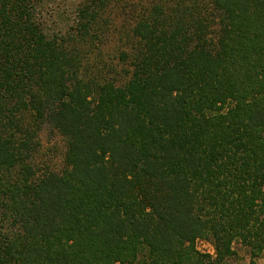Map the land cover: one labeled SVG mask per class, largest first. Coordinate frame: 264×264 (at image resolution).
<instances>
[{
	"label": "trees",
	"instance_id": "1",
	"mask_svg": "<svg viewBox=\"0 0 264 264\" xmlns=\"http://www.w3.org/2000/svg\"><path fill=\"white\" fill-rule=\"evenodd\" d=\"M111 1L58 35L48 0H0V264H224L237 239L258 264L264 0L154 1L121 84L81 75ZM41 122L66 137L59 171L35 165Z\"/></svg>",
	"mask_w": 264,
	"mask_h": 264
},
{
	"label": "rangeland",
	"instance_id": "2",
	"mask_svg": "<svg viewBox=\"0 0 264 264\" xmlns=\"http://www.w3.org/2000/svg\"><path fill=\"white\" fill-rule=\"evenodd\" d=\"M88 1L48 0L40 9L43 28L49 34L66 33V30L76 25L80 10ZM154 1L158 0H113L108 2V5L105 4L106 9L102 13V19L95 20L92 28L91 34L94 33L95 42L91 43L93 37L89 33L90 41L84 44L86 49L81 51L82 76L88 80L90 77L99 79L104 77L115 78L119 84L124 82L125 70L130 67L119 62V56L122 52L130 54L137 52L139 45L133 37V28L143 12L151 13ZM26 118L29 122L35 119L29 113ZM37 140L40 142L35 157L37 169H40L39 171L41 168L61 170L64 167V154L67 149L66 137L50 123L43 122ZM196 243L202 252L214 254V245L210 240L198 239ZM233 246L237 252L224 264H251L249 248L238 239ZM257 263L264 264V254L257 258Z\"/></svg>",
	"mask_w": 264,
	"mask_h": 264
}]
</instances>
